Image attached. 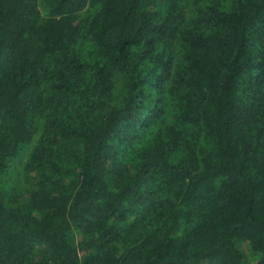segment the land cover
<instances>
[{
  "label": "trees",
  "instance_id": "1",
  "mask_svg": "<svg viewBox=\"0 0 264 264\" xmlns=\"http://www.w3.org/2000/svg\"><path fill=\"white\" fill-rule=\"evenodd\" d=\"M0 264H264V0H0Z\"/></svg>",
  "mask_w": 264,
  "mask_h": 264
}]
</instances>
